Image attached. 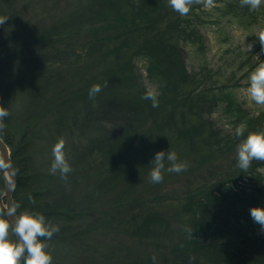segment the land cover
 Segmentation results:
<instances>
[{"label": "trees", "instance_id": "1", "mask_svg": "<svg viewBox=\"0 0 264 264\" xmlns=\"http://www.w3.org/2000/svg\"><path fill=\"white\" fill-rule=\"evenodd\" d=\"M20 1L0 0V16L8 17L0 25V72L6 67L25 66L20 81L28 90L31 105H24L26 117L14 114L16 119H4L0 137L11 150L16 170L13 200L17 216L24 211L42 214L46 223L59 229L51 239L43 240L52 263L71 255L81 263L95 264L94 257L81 259L85 248L80 246L84 244L79 236L84 233L110 230L117 235L153 239L164 228L165 217L144 209L151 210L153 203L160 204L166 198L182 202L178 214L188 216V229H193L192 235L182 233L169 264H264V231L250 216L251 208H264V176L259 172L264 161L253 160L244 171L236 156L238 144L250 132L264 131V110L255 117L238 104L232 84L220 83L227 70H212L205 53L200 54L205 50L201 33L205 23L199 5L194 2L190 12L181 16L168 0H67L62 13L56 15L54 0L44 8L47 18L40 19L41 13H36L38 20L33 24L31 19L23 20L26 6H19ZM222 10L223 16L239 17L248 27L264 21L261 5L250 11L248 6L241 7L240 0H225ZM56 36L67 46L63 51L55 50L54 58L60 65L39 58L16 60L15 53L22 46L49 43ZM70 36H76L73 43L78 45L66 42ZM183 44L200 47L204 63L199 70H186ZM255 45L264 61L258 39ZM139 59L147 63L158 107L142 99L152 90L136 69ZM231 60L230 66L239 63L232 76L249 61L239 60L238 55ZM94 84L102 90L90 99L89 89ZM51 89L52 100L59 99L57 107L48 104L35 109ZM47 107L57 118L43 130L35 128L36 111L44 112ZM219 107L234 127L232 131L216 127L212 118ZM242 123L246 125L243 136L237 137L235 129ZM61 138L72 169L66 178L59 171H50L52 148ZM160 151L175 152L177 161L189 164L175 174L191 175L203 167L213 177L221 171L224 174L213 181L205 178L199 186L170 196L154 191L145 200L130 202L102 196L115 187L111 181L125 179V172L128 181L150 172ZM98 159L100 169L93 166ZM164 163L163 172H167L170 163L166 159ZM4 185L0 164V218L7 220L1 201ZM146 263L151 264H114Z\"/></svg>", "mask_w": 264, "mask_h": 264}, {"label": "rangeland", "instance_id": "2", "mask_svg": "<svg viewBox=\"0 0 264 264\" xmlns=\"http://www.w3.org/2000/svg\"><path fill=\"white\" fill-rule=\"evenodd\" d=\"M53 1L54 0H21L19 6H26L23 13V20L27 22L31 19L34 24V21L38 20L37 14L40 13V19H42L43 16L47 18L48 13L44 12V8ZM224 1L225 0H213L211 6H206L207 0H200V2L197 3L200 7L199 13L205 23L201 29V33L204 37L205 50L204 52L201 51L200 54L205 53L208 66L212 70H216L218 67L227 70L226 77H222L220 83H231L233 87L231 91L235 101L243 106L252 116L256 117L264 110V106L255 104V102H253L243 90L249 86V76L262 60L260 52L256 53L255 51V40L258 39V33L264 29V21H259V24L248 27L241 23L239 17L223 16L222 9L224 7ZM55 3L56 7L54 12L56 15H60L63 9L67 6L68 1L55 0ZM261 6L264 8V0H262ZM20 25H16L15 29L17 30ZM61 38L66 39L67 37L62 36ZM75 39H77L76 36H70L66 42L74 45L76 44L73 43L76 41ZM44 43L37 44L33 47L22 46L21 49L17 50L18 52L15 53L16 55L14 54L16 60L20 59L28 61V59L39 58L44 62L49 60L52 61L55 60L54 54L57 48H60L61 51L67 49V46H64L65 40H61L58 36L53 38L49 43ZM249 44L252 45L250 51L247 48ZM199 50L201 49L198 45L183 44L181 47L182 60L183 63L185 62V68L188 73H192L194 69L196 71L199 70V65L204 63L203 57L199 55ZM235 55L239 56V60L244 58L249 61L248 63H244V68H242L241 72L236 71L235 76H232V74H230L232 69L237 70L236 67H238L239 64L237 62V64L230 66L229 61ZM255 56H258L259 60H257ZM4 60L2 63L8 62H4ZM55 64L60 65V62H56L55 60L52 62V65ZM44 66L47 67V65ZM51 67L54 68L55 66ZM136 69L138 73L141 74L143 83L149 87V90L153 91L154 87L151 85L154 82L151 81V83L147 77V63L145 60L139 59L136 63ZM23 71H25V66L21 65L19 67H6L0 72V102L2 104L0 107L7 108L9 117H12L13 119H16L14 114L20 118L26 117L24 116L26 113L23 110L24 105H31V100L28 97V90L21 85L20 81V76ZM228 77H231V79H228ZM68 83L69 78L66 80V85H68ZM62 85L65 84L62 83ZM76 85L77 87L81 86L80 82L76 83ZM53 92L54 91L51 89L47 93V99L42 103L36 104L35 109H41V107L47 106L48 104L57 107L59 99L56 97L52 100ZM49 97L51 99H49ZM56 118L57 114L54 115L51 113L48 107L44 112L36 111L33 120L34 127L37 129L41 127L43 130L46 125L53 124ZM212 119L215 121L216 127L221 128L223 131H232L234 129L229 120L224 116L223 109H220V107L213 114ZM177 162L185 163V161L181 159ZM221 164L223 165V161H221ZM93 166H98L100 169L101 160L98 159ZM222 170L225 169L223 168ZM144 172V176L134 177L133 180L131 179L129 181L127 175L128 172H125V179L118 181L117 178L115 181H111L110 184H116L115 187L111 191L105 190L104 193L102 192V196H105V198L114 196L122 202H130L134 199L145 200L154 191V193L157 192L170 196L179 191V194H181V189L184 190L186 187L195 188L202 184L206 179L213 181L214 178H221L224 174V172L221 171L213 177L212 175H209L208 169L205 167H203L199 173L192 172L191 175L185 176L167 171L162 172L163 180L158 183L160 185H156L157 183H153L150 181V178L145 177L149 171ZM259 172L264 176V168L260 169ZM188 179L193 182L192 185ZM103 181L104 178H102V182ZM249 181L251 185L255 183L251 178ZM92 189L93 185H90L89 190ZM88 192L89 194L94 193L91 191ZM181 203L182 202L165 198L160 204L153 203V208L151 210L148 208L144 209L145 212H157L165 217L163 222L164 228L160 230L153 239L133 238L122 234L117 235L110 230H107V232L104 230H98L93 233L91 232V234H80L79 237L81 238L79 242L82 241L84 244L80 246L85 248L83 249L84 255L81 259L94 257L93 262L95 264H114L117 262L135 263L138 261L149 262L151 264H169L173 259L172 249L177 244L182 233L185 234L189 227L188 216H180L178 214L181 208ZM99 208L104 209L102 207ZM137 209L138 208H135V211H137ZM11 237H14V235H12L10 231L9 238ZM153 256H155V262L152 259ZM60 259L61 262H54L52 264H85L77 261V256L63 255Z\"/></svg>", "mask_w": 264, "mask_h": 264}, {"label": "clouds", "instance_id": "3", "mask_svg": "<svg viewBox=\"0 0 264 264\" xmlns=\"http://www.w3.org/2000/svg\"><path fill=\"white\" fill-rule=\"evenodd\" d=\"M199 3L200 0H168V5L177 11L181 16L187 15L190 12V6L194 3ZM213 0H207L206 6H211ZM262 0H240L241 7L248 6L250 11H255L260 7ZM8 17L0 16V25H3ZM258 41L261 46V51L264 52V29L258 33ZM250 51L252 45L247 46ZM259 60L258 56H255ZM105 86H107L105 84ZM102 90V86L94 84L89 89V98L94 99L95 96ZM249 98L255 104L264 106V61H260L258 66L251 72L249 76V86L244 89ZM145 100L152 101V107H158L157 95L154 91L146 92L142 97ZM9 116L7 108L0 107V131L5 127L4 119ZM246 125L240 124L235 129L237 137L243 136ZM65 140L59 139L52 148L53 161L50 171L55 174L57 171L62 178H66L71 172V167L66 159ZM237 165L241 170L247 171L253 160L264 161V131L250 132L243 139L236 149ZM165 159L170 163L168 172L179 173L186 170L187 165L178 163L175 152L164 151L157 152L151 162L149 172L150 181L160 183L163 180L162 172L165 168ZM8 215H14V222L0 218V264H52V256L46 251L45 239H51L54 233L59 229L48 223L42 214H33L29 211L22 212L19 217L15 216L14 210ZM250 216L254 223L260 225L264 231V208L253 207L250 209ZM15 236V240L9 239V232ZM190 235L193 229H187ZM155 262V256L152 257Z\"/></svg>", "mask_w": 264, "mask_h": 264}, {"label": "water", "instance_id": "4", "mask_svg": "<svg viewBox=\"0 0 264 264\" xmlns=\"http://www.w3.org/2000/svg\"><path fill=\"white\" fill-rule=\"evenodd\" d=\"M0 164L5 181L4 195L1 201L3 204V209L6 218L10 223H12L14 222L15 217L14 215H8L9 212L14 210L15 216L18 217L16 214L15 204L13 200L14 191L17 185L16 170L12 162L11 150L1 137H0ZM4 201L5 203H3ZM22 262H23V257H21V263Z\"/></svg>", "mask_w": 264, "mask_h": 264}]
</instances>
